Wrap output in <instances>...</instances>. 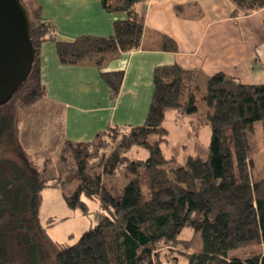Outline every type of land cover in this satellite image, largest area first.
Returning a JSON list of instances; mask_svg holds the SVG:
<instances>
[{
    "label": "trees",
    "instance_id": "obj_1",
    "mask_svg": "<svg viewBox=\"0 0 264 264\" xmlns=\"http://www.w3.org/2000/svg\"><path fill=\"white\" fill-rule=\"evenodd\" d=\"M20 1L30 23L34 61L25 81L0 106V222L6 217L21 226L25 222L21 215L29 214L56 264H264V177L252 174L259 150L252 140L256 124L261 126L264 147V83L242 84L223 73L202 77L177 65L157 67L144 122L111 127L86 143L65 141L74 168L63 177L54 175L48 185L28 157L24 141L28 134L23 138L18 129L20 110L45 100L39 64L42 45L56 46L61 65L102 68L120 53L139 48L144 14L136 7L148 0H101L104 10L124 13L126 18L113 23V34L107 38L82 36L72 42L56 39L39 3ZM229 1L235 16L264 7V0ZM161 48L177 49L167 38ZM100 75L116 97L122 72ZM199 102L210 110L206 155H187L177 164L162 149L167 141L166 114L196 113ZM107 137L116 145L109 153L104 152ZM131 147L145 150L147 157L132 160L125 154ZM119 169L131 179L114 195L103 177ZM71 182L76 187L64 195L66 205L86 215L89 200L100 213L76 242L60 244L47 235L52 224L38 225L40 191ZM184 230L198 238L197 251L190 252L191 241L179 238Z\"/></svg>",
    "mask_w": 264,
    "mask_h": 264
},
{
    "label": "crops",
    "instance_id": "obj_2",
    "mask_svg": "<svg viewBox=\"0 0 264 264\" xmlns=\"http://www.w3.org/2000/svg\"><path fill=\"white\" fill-rule=\"evenodd\" d=\"M52 23L58 41L78 37L107 38L124 13H110L101 0H33ZM144 14L140 46L120 53L102 68L59 63L56 46L40 50V79L45 100L60 116L63 142L86 143L111 127L141 125L153 93L157 67L177 65L202 77L223 73L242 84L264 76V7L248 16H235L229 0H148L138 4ZM164 38L176 50L161 48ZM103 72H122L116 97Z\"/></svg>",
    "mask_w": 264,
    "mask_h": 264
},
{
    "label": "rangeland",
    "instance_id": "obj_3",
    "mask_svg": "<svg viewBox=\"0 0 264 264\" xmlns=\"http://www.w3.org/2000/svg\"><path fill=\"white\" fill-rule=\"evenodd\" d=\"M263 84L264 76L253 83ZM198 111L192 114H183L177 111H169L166 114L163 126L167 130L166 143L162 146L167 157L173 156L177 164H180L187 155L205 157L207 145L211 135L207 120V109L202 103H198ZM60 116L56 108H51L46 100L29 108L20 110L19 132L26 141L25 148L29 159L36 165V171L44 179L49 181L54 175L65 176L74 168L71 152L65 146L60 129ZM31 130V131H30ZM30 132V133H28ZM121 132H125L121 130ZM156 139V136H155ZM108 146L105 153L116 148L111 138H105ZM252 140L259 147L254 158L252 174L254 178L264 177V147L260 124L255 125ZM132 160L145 159L147 152L138 147H131L125 153ZM51 159V162L46 160ZM94 167V166H92ZM131 177L124 169H119L112 176H104V184L117 195L121 188L129 182ZM76 187L75 182L46 186L40 191V204L37 213V222L41 228L47 225V235L50 239L60 244H72L79 236L91 228L100 213L96 203L86 200L88 213L82 214L78 208H69L64 195L71 194ZM24 223H12L11 220L1 219L0 222V264H56L51 249L38 234L35 223L30 220L29 214L21 215ZM10 221V222H9ZM14 221V220H13ZM9 222V223H8ZM182 240L191 241L190 252L199 249V240L190 230H184L179 236ZM35 245L34 249L31 246ZM32 250H34L32 252Z\"/></svg>",
    "mask_w": 264,
    "mask_h": 264
},
{
    "label": "water",
    "instance_id": "obj_4",
    "mask_svg": "<svg viewBox=\"0 0 264 264\" xmlns=\"http://www.w3.org/2000/svg\"><path fill=\"white\" fill-rule=\"evenodd\" d=\"M34 49L30 23L20 0H0V106L30 74Z\"/></svg>",
    "mask_w": 264,
    "mask_h": 264
}]
</instances>
